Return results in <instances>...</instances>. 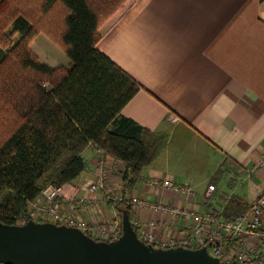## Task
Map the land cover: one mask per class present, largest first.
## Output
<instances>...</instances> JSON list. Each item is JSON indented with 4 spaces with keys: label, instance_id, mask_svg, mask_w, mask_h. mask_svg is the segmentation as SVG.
<instances>
[{
    "label": "crops",
    "instance_id": "crops-1",
    "mask_svg": "<svg viewBox=\"0 0 264 264\" xmlns=\"http://www.w3.org/2000/svg\"><path fill=\"white\" fill-rule=\"evenodd\" d=\"M39 36L34 49L42 63L70 65L59 59L49 39ZM97 48L141 85L122 114L168 135L167 146L143 168L129 195V201L136 196L150 203H130L136 228L155 220L158 225L147 229L165 243L188 235L189 222L179 217L165 230L162 222L170 215L154 205L194 208L223 219L232 199L249 206L264 191V0H135L105 30ZM83 155L88 168L64 185L62 210L89 222L119 221L110 201L124 189L125 163L106 155L102 198L95 209H85L76 201L100 170L95 144ZM155 178L189 184L195 194L153 185ZM209 185L215 187L212 192ZM245 240L264 253L259 241L249 235ZM223 243L228 250L240 247L232 237Z\"/></svg>",
    "mask_w": 264,
    "mask_h": 264
},
{
    "label": "trees",
    "instance_id": "trees-1",
    "mask_svg": "<svg viewBox=\"0 0 264 264\" xmlns=\"http://www.w3.org/2000/svg\"><path fill=\"white\" fill-rule=\"evenodd\" d=\"M134 1L0 0V18H10L20 6L11 19L23 34L0 61L2 222L17 224L49 184L77 181L88 168L83 153L91 143L125 163L124 189L110 203L121 216L127 209L133 221L129 195L143 168L167 146L168 135L122 114L141 85L97 43ZM39 33L65 50L69 66L53 68L40 61L30 48ZM248 209L241 199H232L222 218L235 220Z\"/></svg>",
    "mask_w": 264,
    "mask_h": 264
},
{
    "label": "built area",
    "instance_id": "built-area-1",
    "mask_svg": "<svg viewBox=\"0 0 264 264\" xmlns=\"http://www.w3.org/2000/svg\"><path fill=\"white\" fill-rule=\"evenodd\" d=\"M96 154L99 157V173L88 180L87 193L77 199L80 207L85 209H95L101 200V193L106 187L103 168L105 166L106 152L102 147L95 145ZM264 164V156L262 159ZM153 185H161L178 194H186L191 197L195 194L189 184L174 182L171 178H155L150 181ZM214 185H209L208 192L214 190ZM67 197L64 185L57 186L49 184L46 186L39 197L30 202L28 210L18 219L17 224H25L30 220L50 221L58 224L75 226L87 233L94 239L115 240L120 236V220L113 221H93L89 222L79 214H67L62 210L63 203ZM117 202L118 198H112ZM129 203L147 207L150 205L147 199L140 200L134 196ZM154 208L163 209L167 215L162 222L165 230H171L176 226L177 219L184 217L189 222V234L179 238H172L165 243H161L154 233L147 229V225L155 228L158 223L150 220L146 225L137 228L138 235L144 241L156 247H175L184 246L198 248L207 246L209 252L220 258L226 264L234 260L241 263L264 264V258L260 259L262 249L259 247H249L245 236L249 235L264 247V191L255 199L250 201L249 209L238 216L235 220L213 219L204 215L194 208H181L178 206H164L157 204ZM224 237H232L239 243V248L228 250L224 245ZM260 259V260H259Z\"/></svg>",
    "mask_w": 264,
    "mask_h": 264
},
{
    "label": "water",
    "instance_id": "water-1",
    "mask_svg": "<svg viewBox=\"0 0 264 264\" xmlns=\"http://www.w3.org/2000/svg\"><path fill=\"white\" fill-rule=\"evenodd\" d=\"M121 213L115 240L94 239L75 226L50 221L0 220V264H226L207 246L156 247L139 237L127 209Z\"/></svg>",
    "mask_w": 264,
    "mask_h": 264
},
{
    "label": "rangeland",
    "instance_id": "rangeland-1",
    "mask_svg": "<svg viewBox=\"0 0 264 264\" xmlns=\"http://www.w3.org/2000/svg\"><path fill=\"white\" fill-rule=\"evenodd\" d=\"M9 4V2H7ZM15 10H13L12 12H10V15L11 17H13L15 14H17L20 9V6L18 5H15ZM8 16V15H7ZM10 18H7V17H3V18H0V61L4 58V56L10 54V50L11 48L13 47V45H15L17 43V41L19 39H21V37L23 36V34L15 31V29L13 28V25H12V19ZM15 17V16H14ZM7 18V19H6ZM41 35V37L39 36ZM40 37V39H49L51 41V43H53L54 47H56L57 49V55L59 56V59L62 61V62H65V61H69L70 62V59L69 57L67 56L65 50L63 48H61L58 44L54 43L47 35H45L44 33H39L37 34L35 37H33L31 40H30V48L32 49V51L38 56V54L35 52V49L36 48V38L37 37ZM38 58L40 59V57L38 56ZM121 216V214H120Z\"/></svg>",
    "mask_w": 264,
    "mask_h": 264
}]
</instances>
